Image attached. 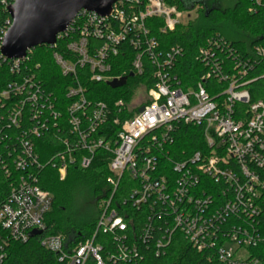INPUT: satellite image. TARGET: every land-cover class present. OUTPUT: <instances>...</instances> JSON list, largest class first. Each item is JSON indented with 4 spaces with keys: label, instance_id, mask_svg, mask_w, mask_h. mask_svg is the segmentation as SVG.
<instances>
[{
    "label": "built area",
    "instance_id": "obj_1",
    "mask_svg": "<svg viewBox=\"0 0 264 264\" xmlns=\"http://www.w3.org/2000/svg\"><path fill=\"white\" fill-rule=\"evenodd\" d=\"M15 1L0 4L8 12ZM251 1L249 13L255 14L262 0ZM186 13L168 0H118L108 16L78 13L51 46L73 37L67 45L70 59L56 52L53 58L75 85L66 90L74 100L67 108L66 150L44 165L36 141L51 128L61 129L62 114L37 75L36 48L22 58L6 57L2 46L11 17L0 25V166L12 180L0 205V264L8 258L12 242L26 243L33 230L46 227L53 197L41 188L36 169L52 165L63 180L71 164L80 162L88 168L97 150L112 155L107 178L111 191L100 201L91 239L73 248L63 235L42 239V247L60 263L137 261L142 258L140 245L150 239L157 219L162 234L155 240L156 256L180 234L197 252H209L221 264H264V97L253 101L247 88L254 81L248 77L255 64L264 59V44L246 49L244 57L224 36L209 37L196 55L201 75L194 86H185L178 72L183 47L163 50L148 22L159 21L154 25L158 34L167 35L191 22ZM125 43L135 50L131 72L111 76L109 60ZM144 59L152 68L154 86L132 105L117 101L114 108L120 115H133L114 118L112 136L99 135L112 111L105 103L87 102L78 70L86 68L91 81L109 84L126 77L127 83L131 74L143 75ZM179 124L200 129L201 149L190 155L181 150L176 156ZM78 152L84 153L80 161ZM127 209L149 213L142 234H137L133 218L124 214ZM99 234L110 236V242L100 243Z\"/></svg>",
    "mask_w": 264,
    "mask_h": 264
},
{
    "label": "trees",
    "instance_id": "obj_2",
    "mask_svg": "<svg viewBox=\"0 0 264 264\" xmlns=\"http://www.w3.org/2000/svg\"><path fill=\"white\" fill-rule=\"evenodd\" d=\"M171 5H176L180 10H191L199 7V17L197 20L187 25H182L167 35H159L157 26L159 21L150 20L149 27L151 34L156 36L163 50H167L172 45H180L184 49V56L179 65V74L183 79L185 86H194L201 75V67L196 61L198 49L205 44L206 40L216 34L224 36L235 48L246 57V49L253 48L256 45L264 44V0L261 6L257 7L255 14L249 13L253 6L251 0H235L232 7L221 9H208L205 2L196 0H168ZM9 18L8 12L0 4V25H4ZM230 25L237 29L241 35L248 37L249 42L243 40H233L225 35L226 26ZM73 41V37H64L57 43L56 48L50 46H39L35 50V63H39L37 75L41 80L43 87L53 94L55 108L62 114L58 129H52L40 140L36 141V152L40 161L44 164L55 159V155L60 151H65L63 139L67 136L68 118L67 108L74 100L67 97L66 90L69 86L75 85V80L71 76H64L61 69L56 64L53 54L56 52L66 59H70L67 51V45ZM99 43L92 42L96 47ZM120 53L112 57L109 62L112 65L110 75L119 77L129 75L132 69V62L135 57V50L129 43L121 47ZM145 71L143 75L129 77L126 85L119 88H112L104 82H95L90 80L86 68L78 70L77 79L79 85L84 89V95L87 102L91 105L96 103H105L112 111V116L108 124L99 130V135L112 136L114 118L124 119L133 113L123 112L114 108L117 101L123 100L127 104L133 98L138 89L147 90L154 86L155 80L152 76V68L148 61L144 59ZM254 80L247 86L251 93L252 100H258L264 97V59L255 64L254 70L248 77ZM113 128V129H112ZM108 130L110 132L108 133ZM200 129L194 126L179 124L177 130V149L176 156L181 150H185L188 155L202 148ZM83 152L76 153L80 161ZM112 155L97 150L93 160L88 168H82L80 162L71 164L67 168L66 177L61 180L57 168L52 165L37 168L39 174L40 186L48 191L52 197V208L45 219L46 227L41 235L30 238L26 243L12 242L8 248V258L4 264H65L58 261V256L47 251L41 245L42 239L47 236L63 235L68 248L91 239L96 227L97 218L89 214L76 215L72 212L76 199L82 198L98 207L100 201L110 194V187L107 184V178L110 176L109 165ZM56 163L57 161L54 160ZM17 173H14L16 175ZM12 180L5 176L0 166V205L3 204L10 192ZM126 217L133 218L134 227L137 234H142L145 224L148 221L149 213L147 211L126 210ZM155 229L150 239L145 244L140 245L142 258L126 264H221L211 253L197 252L180 234H175L172 243L165 251L156 256L154 253L155 240L162 234L158 226L160 220L154 219ZM129 228L128 234L132 239ZM97 240L107 245L111 237L99 234ZM255 252V250H254ZM123 264V263H121Z\"/></svg>",
    "mask_w": 264,
    "mask_h": 264
},
{
    "label": "water",
    "instance_id": "obj_3",
    "mask_svg": "<svg viewBox=\"0 0 264 264\" xmlns=\"http://www.w3.org/2000/svg\"><path fill=\"white\" fill-rule=\"evenodd\" d=\"M118 0H16L8 9L12 25L3 40L2 52L10 58H22L26 52L39 46H53L57 36L64 33L82 10L108 16ZM133 77V74L130 75ZM127 78L108 85L119 88ZM143 108L139 109L142 112ZM33 230L31 238L41 235Z\"/></svg>",
    "mask_w": 264,
    "mask_h": 264
},
{
    "label": "rangeland",
    "instance_id": "obj_4",
    "mask_svg": "<svg viewBox=\"0 0 264 264\" xmlns=\"http://www.w3.org/2000/svg\"><path fill=\"white\" fill-rule=\"evenodd\" d=\"M196 1L205 2L206 0H196ZM234 1L235 0H224L222 8L224 9L227 7H232L234 5ZM199 7L200 6H196L194 9L187 10L186 15L191 16V22L197 20V18L199 17ZM225 35L233 40H243V42L246 43L249 42L248 37L241 35L237 29L230 27L229 23L226 26ZM143 92L144 90H142L141 88L135 91V94L132 96L133 98L131 99L129 104L132 105L136 103L138 99L143 95ZM73 206L74 207L72 209V212L76 215H81L85 213V214H89L90 216L98 218L100 213L99 205L97 207L96 204L90 203V200L87 201L86 199L84 200L82 198H78L76 199L75 204ZM244 255H246V253H244Z\"/></svg>",
    "mask_w": 264,
    "mask_h": 264
},
{
    "label": "flooded vegetation",
    "instance_id": "obj_5",
    "mask_svg": "<svg viewBox=\"0 0 264 264\" xmlns=\"http://www.w3.org/2000/svg\"><path fill=\"white\" fill-rule=\"evenodd\" d=\"M205 6L208 9H221L224 3V0H206Z\"/></svg>",
    "mask_w": 264,
    "mask_h": 264
}]
</instances>
